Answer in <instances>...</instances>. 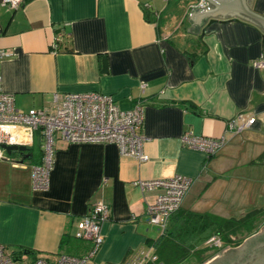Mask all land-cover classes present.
Instances as JSON below:
<instances>
[{
    "label": "crops",
    "instance_id": "0c3cea01",
    "mask_svg": "<svg viewBox=\"0 0 264 264\" xmlns=\"http://www.w3.org/2000/svg\"><path fill=\"white\" fill-rule=\"evenodd\" d=\"M2 1L0 48L12 53L0 60L1 87L16 108L49 107L54 92L110 94L123 109L142 102L148 155L138 161L113 142L58 139L45 190L31 187L41 158L36 136L28 157L0 159V243L7 251L28 249L49 261L85 253L91 242L74 237L76 224L103 201L108 219L87 263L156 253L162 233L148 222L146 206L161 188L141 190L138 180L191 178L181 211L229 217L264 208V68L252 63L264 54L259 25L233 13L189 30L194 0H25L16 8ZM243 3L264 15V0ZM237 113L255 122L228 130ZM185 131L225 142L207 156L180 141Z\"/></svg>",
    "mask_w": 264,
    "mask_h": 264
},
{
    "label": "built area",
    "instance_id": "2783aa9c",
    "mask_svg": "<svg viewBox=\"0 0 264 264\" xmlns=\"http://www.w3.org/2000/svg\"><path fill=\"white\" fill-rule=\"evenodd\" d=\"M25 0H3L8 8H16ZM198 6H208L206 0H198ZM58 40L56 37L55 41ZM52 47L57 49V42ZM12 52L0 48V60ZM258 68H264V54L252 61ZM145 82L139 87L144 90ZM144 105L135 102L132 107L123 109L117 105L110 94L97 91L77 93L54 92L49 107L30 108L20 111L14 104L13 95L4 92L0 76V159H12L3 145H33L35 136L40 137V163L32 165L31 187L33 190H45L49 184V175L54 162L56 141L70 143L113 142L123 154L138 161L148 160L143 145L146 136L142 133ZM255 122L254 116L246 117L237 113L227 121L228 130L239 132ZM180 141L193 149L203 151L207 156L214 154L225 142L224 136L212 138L194 135L185 131ZM13 160V159H12ZM141 190L161 188V192L152 203L147 204L148 222L158 226L164 233L171 216L180 208L185 194L190 189L192 180L188 176L174 174L170 177L135 182ZM109 209L105 202L96 201L89 212L76 224L74 237L89 240L91 245L81 255L61 254L56 261L43 257L23 260L26 254L9 253L0 243V264H87L98 250L102 237L100 225L108 219ZM205 244L209 248L222 247L218 236H210ZM117 264H163L155 252L140 249Z\"/></svg>",
    "mask_w": 264,
    "mask_h": 264
},
{
    "label": "trees",
    "instance_id": "16d2710c",
    "mask_svg": "<svg viewBox=\"0 0 264 264\" xmlns=\"http://www.w3.org/2000/svg\"><path fill=\"white\" fill-rule=\"evenodd\" d=\"M36 137V142L40 145V137ZM13 153L15 152L11 154ZM260 158L261 156L252 162H258ZM172 218V226L161 234L156 247L159 260L163 264H203L207 261L203 254L210 249L205 242L210 236H218L222 247L237 246L246 236L264 226V208H253L238 217L178 209ZM221 250L222 248H218L217 253ZM17 253L28 254L31 259L38 257L28 249L18 250Z\"/></svg>",
    "mask_w": 264,
    "mask_h": 264
},
{
    "label": "water",
    "instance_id": "95a60500",
    "mask_svg": "<svg viewBox=\"0 0 264 264\" xmlns=\"http://www.w3.org/2000/svg\"><path fill=\"white\" fill-rule=\"evenodd\" d=\"M190 5L191 10L188 15L192 21V27L189 30L197 32L198 26L206 21H213L220 16H226L233 13L237 16H243L251 22L264 29V15L252 9L243 0H206L208 6L201 8L198 6V0ZM103 71H107L106 56L101 57ZM6 153H19L28 157L27 147L23 145H3ZM205 264H264V229H259L246 237L240 244L226 254L209 260Z\"/></svg>",
    "mask_w": 264,
    "mask_h": 264
},
{
    "label": "rangeland",
    "instance_id": "374dc122",
    "mask_svg": "<svg viewBox=\"0 0 264 264\" xmlns=\"http://www.w3.org/2000/svg\"><path fill=\"white\" fill-rule=\"evenodd\" d=\"M13 154H15L16 155V157H19L20 156V154L19 153H13ZM242 215V213H239V215H237L236 217H238V216H241ZM260 229H264V226H261V228ZM246 237H248V236H246ZM245 237V238H246ZM244 238V239H245ZM243 239V240H244ZM242 240V241H243ZM234 247H236V246H234ZM234 247H230V246H228V247H220V248H222V250H221V252H219V253H217L218 251V249H214V248H210V249H208L206 252H204V254H203V256H205V258L207 259V261L206 262H208L209 260H212V259H214V258H217L218 256H220V255H223V254H226L227 252H228V250H231V249H233ZM9 253H11V251H8ZM210 257V258H209ZM209 258V259H208ZM31 259V256L30 255H28V254H26V255H24L23 256V260L24 261H26V260H30ZM51 261H54L53 259H50ZM56 261V260H55ZM206 262H204L203 264H205ZM87 264H89V263H87Z\"/></svg>",
    "mask_w": 264,
    "mask_h": 264
}]
</instances>
